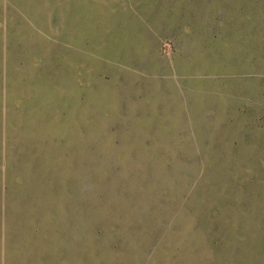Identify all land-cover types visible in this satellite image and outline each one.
Segmentation results:
<instances>
[{"label":"rangeland","instance_id":"374dc122","mask_svg":"<svg viewBox=\"0 0 264 264\" xmlns=\"http://www.w3.org/2000/svg\"><path fill=\"white\" fill-rule=\"evenodd\" d=\"M0 234V261L264 264V0H0Z\"/></svg>","mask_w":264,"mask_h":264},{"label":"crops","instance_id":"0c3cea01","mask_svg":"<svg viewBox=\"0 0 264 264\" xmlns=\"http://www.w3.org/2000/svg\"><path fill=\"white\" fill-rule=\"evenodd\" d=\"M209 219H216L215 217H210ZM212 224L216 225V224H219V222H212ZM222 224V223H221ZM169 225V224H168ZM207 226V227H199V226H195V228L197 229H204V233H208V234H212V235H219V236H224V235H227V234H231L233 232L231 231H234L235 228H232V227H219V225L217 226ZM161 225L158 224V230L159 227ZM170 226V225H169ZM177 226V228L181 227L180 225H172L170 227L172 228H175ZM206 230V231H205ZM203 231V230H201ZM18 235V234H17ZM159 237V236H157ZM17 238H19V235L17 236ZM20 238H25L23 237L22 235L20 236ZM40 235L36 232H33L31 234H28L27 236V239L30 240L31 242H36L38 240H40ZM50 238V237H49ZM13 239V235L10 234L8 237L7 235L5 234H0V240H3V241H9ZM52 239L53 236H52ZM161 244V245H165V246H170V248H172L173 246L175 247H181V248H194V247H202V248H207L208 251H212V253H214L215 251L217 252H221V251H232V250H235V249H239V248H242L240 245H238L237 243H235L234 240L232 239H221V238H213V239H209V240H193V239H190V240H186V239H179L177 240L176 238H171L170 235L169 236H161L159 238H157V244ZM196 245V246H195ZM211 262H208V263H196V262H190V261H178V262H174V261H170V260H156V264H221V263H218V262H221V260L218 259V255L217 257L216 256H212L211 258ZM225 259V258H224ZM1 260L3 261H0V264H16V263H20V264H60V259H56V262H55V256L51 255V256H42V255H30V256H24V257H17V258H14V257H2ZM17 260H20V261H17ZM45 260L47 262H45ZM225 261V260H223ZM80 263L81 264H89L90 262L87 261L86 258L83 259H80Z\"/></svg>","mask_w":264,"mask_h":264}]
</instances>
